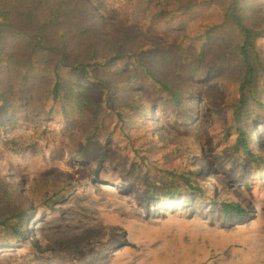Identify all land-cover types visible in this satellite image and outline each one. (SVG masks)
I'll list each match as a JSON object with an SVG mask.
<instances>
[{
	"label": "rangeland",
	"instance_id": "rangeland-1",
	"mask_svg": "<svg viewBox=\"0 0 264 264\" xmlns=\"http://www.w3.org/2000/svg\"><path fill=\"white\" fill-rule=\"evenodd\" d=\"M258 43L264 50V38ZM166 46L164 39L159 50ZM223 63L204 70L212 77L231 69ZM183 64L161 51L146 59L152 70H168L183 92L179 102L141 76V97L125 109L124 125L112 129L123 93L114 89L111 106L103 105L112 119L96 135L99 120L89 111L45 120L37 103L12 110L16 121L6 122L0 139L20 151L0 144V214L18 213L28 231L22 242L0 244V264H264V108L253 107L246 124L261 159L243 161L232 151L236 135L225 137L233 80L215 87ZM90 75L96 80L98 70ZM180 174L202 192L190 191ZM171 184L183 199L160 198ZM222 202H237L244 215L226 216ZM6 235L0 231V242Z\"/></svg>",
	"mask_w": 264,
	"mask_h": 264
},
{
	"label": "trees",
	"instance_id": "trees-1",
	"mask_svg": "<svg viewBox=\"0 0 264 264\" xmlns=\"http://www.w3.org/2000/svg\"><path fill=\"white\" fill-rule=\"evenodd\" d=\"M262 38L264 0H0V129L16 121L11 112L17 106L37 103L47 111L45 120L89 111L93 122L99 120L91 127L96 135L112 119L114 112L108 109L104 116L103 105L111 106L114 89L123 93L112 129L123 126L127 110L141 97V76L178 103L183 92L168 70L145 65L161 51L167 59L184 62L194 80L210 77L206 65H231L210 82L223 88L233 80L236 97L224 106L233 117L232 132L225 137L235 134L232 151L255 163L261 155L252 150L257 144L246 124L253 107L264 108ZM164 39L168 46L159 50ZM92 70H98L96 80ZM0 144L20 151L13 140L0 139ZM256 171L253 175H260ZM179 178L190 191L202 192L188 176ZM183 194L172 185L159 196L167 201L183 199ZM221 209L226 216L245 213L237 202H222ZM17 214L9 220L0 214V231L7 233L0 244L26 240L27 226L18 224Z\"/></svg>",
	"mask_w": 264,
	"mask_h": 264
},
{
	"label": "bare ground",
	"instance_id": "bare-ground-1",
	"mask_svg": "<svg viewBox=\"0 0 264 264\" xmlns=\"http://www.w3.org/2000/svg\"><path fill=\"white\" fill-rule=\"evenodd\" d=\"M169 202H171V201H169ZM172 203V202H171Z\"/></svg>",
	"mask_w": 264,
	"mask_h": 264
}]
</instances>
